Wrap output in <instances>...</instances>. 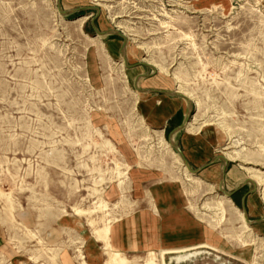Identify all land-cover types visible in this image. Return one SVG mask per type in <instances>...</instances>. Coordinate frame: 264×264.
Masks as SVG:
<instances>
[{
  "label": "rangeland",
  "instance_id": "rangeland-1",
  "mask_svg": "<svg viewBox=\"0 0 264 264\" xmlns=\"http://www.w3.org/2000/svg\"><path fill=\"white\" fill-rule=\"evenodd\" d=\"M107 226L129 264H264V0H0V264H103Z\"/></svg>",
  "mask_w": 264,
  "mask_h": 264
},
{
  "label": "crops",
  "instance_id": "crops-1",
  "mask_svg": "<svg viewBox=\"0 0 264 264\" xmlns=\"http://www.w3.org/2000/svg\"><path fill=\"white\" fill-rule=\"evenodd\" d=\"M213 2L215 4H219L222 7L223 11H225V8L228 5V0H213ZM154 105L156 106V108H154L155 107ZM180 107L182 106H176L174 100H169L167 98L166 100L163 99L162 102L160 100H157L156 104H153V105L146 104L145 108H143L144 111H142V113L148 119L155 121L156 123H154L153 125L158 126L159 130L162 131V133L163 131L170 129L172 132H174V134H176L179 130V126L182 124L181 122L183 119V113L181 112ZM197 142L198 141L196 139L190 138V139H185L184 141H181L180 143V148L184 153V158H186L187 160L186 162L188 163V165L195 163L194 161L198 159L199 160L202 159L201 148L199 146H196ZM186 148L189 149L188 153L186 151ZM181 150L179 149L180 152ZM201 166H202V162L198 164V167H201ZM105 230H107L106 231V239H107L106 241H104L101 238V236L104 235ZM94 231H95L94 233L96 234L97 239H99L104 245L105 251H104V259L102 262L103 264H129L132 262L131 260L124 257L119 251H117L109 242L108 239H109L110 226L103 227V228L98 227L94 229ZM166 237L167 239L171 240L175 238V235L172 233V234H168ZM172 244H174V242ZM189 250L190 248H187V247L166 248L161 252L160 264H164L163 254H178L177 251L187 252ZM146 263L147 264L152 263V259L148 258Z\"/></svg>",
  "mask_w": 264,
  "mask_h": 264
},
{
  "label": "bare ground",
  "instance_id": "bare-ground-1",
  "mask_svg": "<svg viewBox=\"0 0 264 264\" xmlns=\"http://www.w3.org/2000/svg\"><path fill=\"white\" fill-rule=\"evenodd\" d=\"M178 2V1H177ZM168 5V4H167ZM168 6H174V5H168ZM172 12H174V10L172 11ZM87 18V17H86ZM85 18V19H86ZM84 21V20H83ZM117 27H119V28H121L122 26L120 25V24H117ZM124 63V62H123ZM148 65H150L151 67H153V68H155L159 73H162L163 71L162 70H160V68L156 65V64H154V63H148ZM175 94H179V95H181V96H184L186 99H188V100H193L192 99V96L189 94V93H186V92H184L179 86L178 87H176V89H175ZM136 95H137V93H136ZM196 105V104H195ZM197 120V119H196ZM189 123H188V125H187V128L189 129V131L191 130H194L195 128H196V123H195V118L193 117V118H190L189 119ZM209 124V123H208ZM205 124H201L199 127H197V129H199L200 130V128H202L203 126H204ZM196 129V131L198 132V130ZM190 131V132H191ZM175 159L177 160V162L179 163V164H181L187 171H190V169L187 167V165L186 164H184V162H183V160L181 159V157L179 156V154L178 153H175ZM248 170V169H247ZM186 177H187V179L186 180H189V177H190V175H188V174H186ZM253 178H254V176H253ZM256 179V178H255ZM259 179V178H258ZM253 180V179H252ZM262 180V179H261ZM263 182V181H262ZM256 183V182H255ZM225 195V194H224ZM227 196H228V194H227ZM220 204V203H219ZM221 211H223L222 209H220ZM78 212H80V211H78ZM82 212V211H81ZM239 213V212H238ZM240 214V213H239ZM243 220H244V222H245V219H244V217H243ZM242 220V221H243ZM243 223V222H242ZM108 227V226H107ZM97 231V230H96ZM106 231L107 230H105L104 231V235H102L101 236V238L104 240V241H106L107 239H106ZM95 232V231H94ZM100 238V239H101ZM106 248V247H105ZM108 250V249H107ZM197 251H194V252H184V251H177V255L176 256H172L173 257V261L175 260V262H176V264L182 259H184V258H186V259H189V258H187V257H189V256H195L197 253H196ZM193 258V257H192ZM111 259H112V257H111ZM161 260V259H160ZM171 260V259H170ZM115 262V261H114ZM117 263V262H116ZM119 263V262H118ZM182 263V262H181Z\"/></svg>",
  "mask_w": 264,
  "mask_h": 264
},
{
  "label": "water",
  "instance_id": "water-1",
  "mask_svg": "<svg viewBox=\"0 0 264 264\" xmlns=\"http://www.w3.org/2000/svg\"><path fill=\"white\" fill-rule=\"evenodd\" d=\"M191 172L195 173L194 171L191 170Z\"/></svg>",
  "mask_w": 264,
  "mask_h": 264
}]
</instances>
